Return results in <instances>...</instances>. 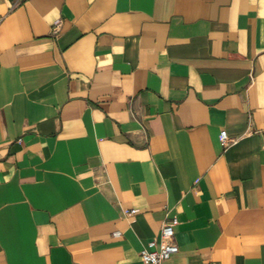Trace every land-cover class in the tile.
Masks as SVG:
<instances>
[{
    "label": "crops",
    "instance_id": "crops-1",
    "mask_svg": "<svg viewBox=\"0 0 264 264\" xmlns=\"http://www.w3.org/2000/svg\"><path fill=\"white\" fill-rule=\"evenodd\" d=\"M173 217L168 264H264V0H0V264H144Z\"/></svg>",
    "mask_w": 264,
    "mask_h": 264
},
{
    "label": "built area",
    "instance_id": "built-area-1",
    "mask_svg": "<svg viewBox=\"0 0 264 264\" xmlns=\"http://www.w3.org/2000/svg\"><path fill=\"white\" fill-rule=\"evenodd\" d=\"M59 23L56 25L57 29ZM220 141L223 147L230 143L228 132L223 130L220 134ZM137 210H132L130 214H135ZM180 224L177 217L166 220L161 228L158 237L151 239L147 246L141 251V259L144 264H168V261L177 253L180 248L175 240L176 227ZM119 235L120 233H116Z\"/></svg>",
    "mask_w": 264,
    "mask_h": 264
}]
</instances>
